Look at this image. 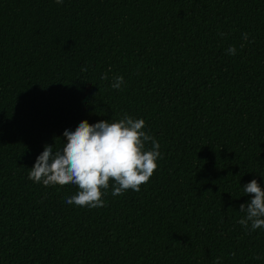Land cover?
Listing matches in <instances>:
<instances>
[{"label":"trees","instance_id":"obj_1","mask_svg":"<svg viewBox=\"0 0 264 264\" xmlns=\"http://www.w3.org/2000/svg\"><path fill=\"white\" fill-rule=\"evenodd\" d=\"M124 114L161 145L140 191L78 207L76 185L28 178L66 129ZM252 179L264 0H0V264H264V229L239 223Z\"/></svg>","mask_w":264,"mask_h":264},{"label":"clouds","instance_id":"obj_2","mask_svg":"<svg viewBox=\"0 0 264 264\" xmlns=\"http://www.w3.org/2000/svg\"><path fill=\"white\" fill-rule=\"evenodd\" d=\"M63 2L55 0L57 4ZM220 35L226 34L221 32ZM241 39V49L246 46V42H251L248 33H243ZM226 53L236 55V46L226 49ZM82 71L87 72V67L82 68ZM100 78L107 81L108 72ZM124 84V77L116 75L112 77L110 86L121 89ZM145 127L146 121L143 118L137 119L128 114L120 119L101 120L95 124L85 119L75 130L64 131L66 141L62 139V147L56 148V143L44 146L43 152L30 168L28 178L46 187L74 184L78 191L66 197L67 204L88 208L104 207L106 203L103 197L109 188L114 197L130 189L138 192L141 185L148 183L157 170L158 161L163 158L161 145L144 130ZM149 144L151 147H148ZM243 192L251 198L240 205L239 212L243 215L239 223L245 230L264 229V188L257 179H252L243 186ZM220 260L217 257L215 264H220Z\"/></svg>","mask_w":264,"mask_h":264}]
</instances>
